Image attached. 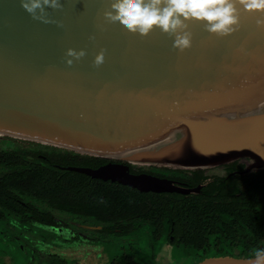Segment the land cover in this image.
Listing matches in <instances>:
<instances>
[{"label":"water","instance_id":"1","mask_svg":"<svg viewBox=\"0 0 264 264\" xmlns=\"http://www.w3.org/2000/svg\"><path fill=\"white\" fill-rule=\"evenodd\" d=\"M61 2L62 10H46L55 22L43 23L20 0H0V134L115 160L61 168L140 192L190 194L201 186L132 173L126 163L222 176L221 163L245 156L239 174L264 169V13L237 4L240 25L229 36L188 20L192 47L179 52L159 28L140 36L107 21L112 0ZM69 48L86 55L69 66ZM102 50L106 62L96 67Z\"/></svg>","mask_w":264,"mask_h":264},{"label":"trees","instance_id":"2","mask_svg":"<svg viewBox=\"0 0 264 264\" xmlns=\"http://www.w3.org/2000/svg\"><path fill=\"white\" fill-rule=\"evenodd\" d=\"M9 137L17 143L0 149V245L25 253V258L31 257L25 244L41 237L49 241L44 228L57 231L62 225L74 229L89 223L96 226L91 242L114 251L107 264H154L164 244L175 254L181 251L189 264L213 256L253 257L264 247V169L239 174L244 169L241 156L221 163L222 176L204 168L126 163L132 173L201 186L199 193L190 194L140 192L61 168H97L115 160ZM79 238L75 232L69 241ZM5 257L1 249L0 264H8Z\"/></svg>","mask_w":264,"mask_h":264},{"label":"clouds","instance_id":"3","mask_svg":"<svg viewBox=\"0 0 264 264\" xmlns=\"http://www.w3.org/2000/svg\"><path fill=\"white\" fill-rule=\"evenodd\" d=\"M239 4L245 11L264 13V0H112L111 11L104 17L111 23H118L126 31L140 36H147L155 28L173 35V47L184 52L192 47V33L187 31L188 20L205 22L207 31L219 36H229L238 30L240 25ZM20 7L33 19L43 23L50 20L47 9L62 10L61 0H20ZM264 25V21H258ZM62 26V25H59ZM83 49L76 51L69 48L65 60L67 65L73 59L85 56ZM71 57V58H69ZM105 53L102 50L94 58V65H104ZM249 264H264V247L257 248Z\"/></svg>","mask_w":264,"mask_h":264},{"label":"rangeland","instance_id":"4","mask_svg":"<svg viewBox=\"0 0 264 264\" xmlns=\"http://www.w3.org/2000/svg\"><path fill=\"white\" fill-rule=\"evenodd\" d=\"M9 136L0 134V149L11 148L17 143V140ZM65 218L72 220L69 215ZM89 225L91 224L89 223ZM71 227L74 228H70L73 232L61 227L60 230H64L61 234H59L60 230L50 231L45 229L49 239L47 243L41 237L40 242L33 244L35 247L25 244L26 248L27 246L32 248L30 258H25L27 256L25 253L19 254L17 250L0 245V250L3 249L7 253V257L4 260L8 264H107L114 251L107 249L106 246H97L89 240V237H92L91 231L95 230L96 226H93L92 230H83V228H76L75 226ZM74 232H79L80 238L77 241L70 242L69 240L75 235ZM28 235L30 239H33V234L28 233ZM180 252L178 251L175 254L169 244H164L158 251L154 264H189L191 262L190 259L182 258ZM10 256L14 257V259L11 260Z\"/></svg>","mask_w":264,"mask_h":264},{"label":"flooded vegetation","instance_id":"5","mask_svg":"<svg viewBox=\"0 0 264 264\" xmlns=\"http://www.w3.org/2000/svg\"><path fill=\"white\" fill-rule=\"evenodd\" d=\"M239 160H240L241 163H244L245 161L250 160V158H247V157H245V156H241V157L239 158ZM76 225L81 226L83 229H89V230H92V227H93V225H89V224H76ZM61 227H64L65 229L70 230V228L65 227V226L62 225V226L56 227L57 231H59V230L61 229ZM44 229L51 230V228H44ZM62 231H64V230H60L59 234H61ZM70 231H71V230H70ZM71 232H73V231H71ZM74 233H75V232H74ZM78 233H79V232H78ZM89 240H90V238H89ZM56 246H57V245H56ZM60 246H61V245H60ZM33 247H35V246L33 245ZM31 250H32V248H31Z\"/></svg>","mask_w":264,"mask_h":264}]
</instances>
